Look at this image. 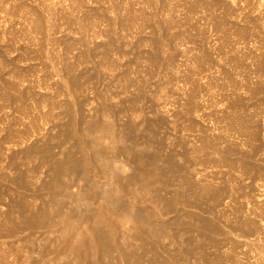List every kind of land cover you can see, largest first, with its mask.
I'll return each mask as SVG.
<instances>
[{
    "label": "rangeland",
    "instance_id": "obj_1",
    "mask_svg": "<svg viewBox=\"0 0 264 264\" xmlns=\"http://www.w3.org/2000/svg\"><path fill=\"white\" fill-rule=\"evenodd\" d=\"M187 96L193 98L191 106ZM104 103L109 106L105 115ZM66 107L78 133L87 132L100 114L120 141L113 143L112 127L94 131L100 146L88 142V132H82L86 146L65 141L59 132L67 122ZM188 108L192 116L186 115ZM201 136L212 147L202 149ZM47 145L51 162L43 151ZM123 147L137 154L142 149L145 158L158 153V168L168 162L183 166L171 185L154 183L150 194L159 189L160 199L143 196L140 185L125 186L134 195L126 191L123 196L128 207L154 209V224L165 229L155 239L167 249H160L155 263L130 230L131 214L120 208L115 215L104 211L117 241L127 238L137 247L142 264H264V0H0V264H74L58 244L55 227H11L20 220L15 209L9 218L12 195L23 193L30 200L35 192L46 193L40 187L50 172L43 165L69 154L87 165L111 159L130 174L133 164ZM20 170L25 180L18 184L13 178ZM93 171L90 181L112 189L120 201V185ZM77 181L71 191L80 188L85 203L86 183ZM188 182H196V191L216 187L219 204L210 191H203L204 202L196 204L192 195L191 201L173 200L171 191L183 194ZM198 218L211 225L199 227ZM188 246H195L193 259L177 260ZM112 262L102 257L103 264L121 263Z\"/></svg>",
    "mask_w": 264,
    "mask_h": 264
},
{
    "label": "bare ground",
    "instance_id": "obj_2",
    "mask_svg": "<svg viewBox=\"0 0 264 264\" xmlns=\"http://www.w3.org/2000/svg\"><path fill=\"white\" fill-rule=\"evenodd\" d=\"M141 15V14H140ZM160 26V25H159ZM143 31V30H142ZM122 32V31H121ZM143 41V40H142ZM109 42H111L109 40ZM108 43V42H107ZM115 44V43H114ZM118 44V43H117ZM109 46H110V43H109ZM108 46V47H109ZM109 51V50H108ZM146 53V52H145ZM106 58V57H105ZM153 60V59H152ZM151 60V61H152ZM71 73V72H70ZM73 77V76H72ZM71 78V77H70ZM18 79V78H17ZM76 81V80H75ZM193 83V82H192ZM75 84V83H74ZM195 84V83H193ZM198 84V83H197ZM14 86V85H12ZM70 86V85H69ZM193 86V85H192ZM67 87V86H66ZM198 87V86H197ZM201 88V87H200ZM68 89H71V86L68 88ZM194 89V87L192 88ZM192 89L190 91H192ZM189 91V92H190ZM194 91V90H193ZM141 92V91H140ZM196 92V91H195ZM16 93V92H14ZM22 92H19L17 94H20L21 95ZM189 94V93H188ZM23 95V93H22ZM141 95V94H140ZM195 95V94H193ZM11 96V95H10ZM14 96V95H13ZM192 96V95H191ZM17 97V96H16ZM22 97V96H20ZM188 97V96H187ZM190 97V95H189ZM188 97V98H189ZM12 97H9V99L12 101L11 99ZM19 98V96H18ZM154 99V98H153ZM190 99H193V98H189L187 99L188 101V104L189 106H191V100ZM16 100V99H14ZM19 100V99H18ZM21 100V99H20ZM69 100V99H68ZM156 100V99H154ZM158 100V99H157ZM41 101V100H40ZM187 101L185 103H187ZM13 102V101H12ZM37 102V101H36ZM194 102V101H193ZM38 103V102H37ZM196 103V102H195ZM195 103L192 104L194 105L195 107ZM41 104V103H40ZM106 103H104L103 108L102 110L104 111V115H105V110H106ZM68 105V104H67ZM71 105V104H69ZM75 105V104H74ZM186 105V104H185ZM54 106H56V103H52L51 104V108H54ZM197 106V105H196ZM21 107V106H20ZM19 107V108H20ZM68 107V106H67ZM66 107V108H67ZM70 107V106H69ZM72 107V106H71ZM109 107V106H108ZM107 107V108H108ZM65 108V109H66ZM78 108V107H77ZM187 107H185L186 109ZM193 108V107H192ZM192 108H188V113L190 116L191 113H192ZM196 108V107H195ZM193 108V109H195ZM234 108V107H233ZM71 109V108H70ZM69 108H67L64 112L65 116H67V122L65 123V125L63 126V128L61 129V133L59 132V134H61L63 137H64V140H68V139H72L73 140V146L75 147H83V146H86V143H87V138H89V141L88 142H92L94 144V146L96 147L97 145H99V143L97 142V140H99L100 142V139L98 138L97 139V135H98V132L97 134L94 133L95 130H101V129H110L111 128V131L109 130V132H111V138H112V141L113 143L116 145L119 141L117 140L116 138V135L113 134V126L110 125L109 127V124H105V122H101L99 120V115H95L96 117L95 118H91L92 120L89 122L88 124V129H87V132L89 133V135L87 134L86 130L84 131H81L80 133H78L79 131H77V126L73 123L74 120L73 118L71 117V111H70ZM74 109V108H73ZM111 109V108H110ZM23 110V109H21ZM101 110V111H102ZM109 110V108H108ZM107 110V111H108ZM20 111V110H19ZM27 110H24L22 111L21 113H24V114H27L26 112ZM49 111V110H48ZM73 111V110H72ZM79 112V111H78ZM99 112V111H98ZM185 112V111H184ZM194 112L196 113V110H194ZM107 113V112H106ZM63 114V113H62ZM102 114V113H101ZM188 115V116H189ZM198 115V114H197ZM46 116V115H45ZM102 116V115H101ZM83 119V118H82ZM102 119V118H101ZM192 119V117H191ZM193 122V120H191ZM144 120V119H143ZM110 121V120H109ZM145 122V121H144ZM149 122V120H148ZM110 123V122H108ZM196 123V122H194ZM194 123H191V126L192 124ZM78 124V123H77ZM148 124H151V123H148ZM79 125V124H78ZM87 125V124H86ZM147 124L145 123V126ZM190 125V124H189ZM196 125V124H195ZM148 126V125H147ZM197 126V125H196ZM131 127H133L132 124H129L128 123V127H127V130L130 129ZM152 127V126H150ZM200 127V126H199ZM155 128V127H154ZM147 129V128H146ZM150 129V128H149ZM102 130V131H103ZM153 129L149 130V131H152ZM106 131V130H105ZM133 131V130H132ZM148 131V129H147ZM82 132H86L85 134H87V138L85 136L84 133ZM96 132V131H95ZM101 133V131H99ZM104 132V131H103ZM108 132V131H107ZM115 132V131H114ZM126 132V131H125ZM84 134V138L82 139L81 135L80 134ZM105 133V132H104ZM129 133V132H128ZM106 134V133H105ZM100 135V134H99ZM99 137V136H98ZM128 137V136H127ZM210 140V139H209ZM209 140L205 137V136H201L200 138V146L201 148L202 147H206L208 145L211 146V144H209ZM64 142V141H63ZM122 142V141H121ZM212 141H210L211 143ZM91 143V145H92ZM213 143V142H212ZM60 144V143H59ZM135 144V143H134ZM114 145V146H115ZM89 146V145H87ZM100 146V145H99ZM215 146V145H213ZM134 147V146H133ZM212 147V146H211ZM216 147H217V144H216ZM84 149V148H83ZM126 154V160H128L130 163H132L133 165V171L129 174H124V169H123V165H116V164H113L112 162H110V160H106V161H102L100 162V165H87L86 164V160L84 158L85 161L83 160H79V159H76L74 158L72 155H66L64 159H54L53 161V165H43V166H47L48 167V171L50 172V176H49V179L47 182H43L42 186L40 187L43 191H47L46 193L42 194L43 192L39 193L38 194H35L34 195H31V199L27 200V197H25V195L23 193H19L17 194L16 196L13 194V199L11 200V209H10V213H9V218L11 215H13L11 212L12 210H16L20 215V220L19 222L16 224H10L11 227L14 229L15 227H17L18 229H20V227L23 229V228H37V227H47L49 228H52V227H55V229H57V231L59 232L58 236H57V239H55V241L57 240L58 244L59 245H62L64 248H66V257L68 255V258L66 259H70V260H73L74 261V264H82V263H87V264H103L102 263V257H105L106 259L108 258V261H111L112 262V259L113 260H118L120 261L121 263L123 264H140L143 259V255L141 256L140 253L138 254L137 251H135V249L137 248L136 245H135V249H134V245L129 243L126 238L125 241L123 242H119L117 241L116 239V233L114 232L115 230H112L111 229V226H110V220H107L108 218L105 217L106 214H104L105 212L104 211H107L109 212L110 214H114L115 215V212L118 211L117 209L120 208L124 211H126V213H130L132 218H133V228L130 229V230H134L133 232V235H135L134 237L135 238H138L139 239V243L140 245L143 247V248H146L148 249L149 251L148 252H151L152 254H150L151 256V260H153V262L155 263L154 260H159L161 257V255L159 254V251H161L160 249H164L163 251H165L167 248H166V243L165 244H161V243H158L155 239L156 236L164 233V230L163 228H158L157 225H158V222L157 224H154L156 222H153V219L152 217L154 216V213H155V210L151 209V208H147L145 207V209H133L135 207H132V208H129L126 203V201L123 199V196L127 193L126 191H129V190H126L125 186L127 185H130L132 186V188L134 187L133 185H140L143 189L142 191V195L143 196H146L147 194H150V192L152 191L151 188L152 186L155 184H157V182H159L162 186L164 187H167L169 185H171V181H175L176 179L174 178V180L172 179L173 177V174H175L174 172L176 171L177 173V170H182L183 169V166H178V165H174V163H170L168 162L169 165H167V167L165 166V168L161 167V168H158L157 165L155 164L156 160H157V157L158 156L156 154H150L147 155V158H145V154H144V151L141 149L140 153L137 154L135 153V151L132 149H130L129 147H123L121 148ZM148 149V148H147ZM203 149V148H202ZM114 150V149H113ZM40 151V150H39ZM43 151L46 152V158L48 160V162H51L52 161V157L54 158V156L52 155L51 153V149H50V146L47 145L45 148H43ZM102 151V150H101ZM215 151V150H214ZM44 152V153H45ZM43 153V152H42ZM147 153V152H145ZM40 154V153H39ZM216 154V153H215ZM43 156V155H42ZM114 156V155H113ZM171 156V155H170ZM159 157V156H158ZM42 158V157H41ZM173 158V156L171 157ZM45 159V158H44ZM170 159V158H169ZM187 159V157L185 158ZM50 160V161H49ZM171 160V159H170ZM43 161V159H42ZM46 161V160H45ZM43 161V162H45ZM173 161V160H172ZM188 161V160H187ZM175 162V160H174ZM51 164V163H50ZM97 164V163H95ZM99 164V163H98ZM170 164H173V165H170ZM13 166H16V165H13ZM39 166V165H38ZM42 166V165H41ZM92 166V167H91ZM186 166V165H185ZM198 166V165H197ZM93 168L94 170H98L99 172H101L104 177L106 178H112L117 184L120 185V188H121V200L120 201H116L115 198L116 197H113L112 196V193H111V190L112 189H107L103 186L102 187H99L98 185L99 184H96L95 180H92L90 181L91 179V176L94 175V171H93ZM175 168H178V169H175ZM16 169V168H15ZM187 169V167L185 168V170ZM184 170V171H185ZM21 171V170H20ZM18 172L15 174L14 176V181L15 183H22L24 180H25V176H24V173L21 171V172ZM35 172L36 171V168L34 169ZM183 171V170H182ZM191 171V170H190ZM180 171H178L179 173ZM188 172V171H187ZM10 173V172H9ZM97 173V172H95ZM12 179V180H13ZM183 179V178H181ZM185 179V177H184ZM187 179V178H186ZM185 179V180H186ZM39 180V179H38ZM84 181L86 184H84V187L85 189H87V192H85V196H87V199L88 201H85V203H81V199L83 201V193L81 194V191H79V186H78V190L77 191H74L72 190L71 191V187L75 184L76 181ZM188 180V179H187ZM77 181V182H78ZM95 181V182H94ZM110 181V180H109ZM182 181V180H181ZM184 181V180H183ZM190 181V180H189ZM26 182V181H25ZM24 182V183H25ZM11 183V182H9ZM14 183V182H13ZM24 183L22 184L23 187H24ZM28 182H26L27 184ZM106 183V182H104ZM108 183V181H107ZM106 183V184H107ZM183 183V182H182ZM185 183V181H184ZM183 183V184H184ZM203 183V182H202ZM12 184V183H11ZM77 184V183H76ZM104 184V185H106ZM112 184V183H111ZM21 185V186H22ZM78 185V184H77ZM80 185V184H79ZM103 185V184H102ZM196 185V182H188V184H186V188L184 189V193L183 194H180V192H177V191H171V197L173 200H176L175 197H179V202L181 201L180 200V197H182L183 199H185L186 201H191L192 199L190 198V195H192L194 198V203L195 202H200V201H203L204 202V195H205V192L207 191H210L212 192L209 193L213 196V203L214 204H217L220 199L218 200L217 197L215 196L216 194L214 193L215 190L214 188L216 187H212L211 185L207 187H203V188H198L199 190H201L204 194H202L200 191H196V189L194 188V186ZM27 186V185H26ZM185 186V184H184ZM193 186V187H192ZM202 186V185H201ZM205 186V185H204ZM16 187V186H15ZM197 187V185H196ZM200 187V186H199ZM18 188V187H17ZM21 188V187H20ZM28 188V186H27ZM119 188V190H120ZM73 189V188H72ZM83 189V191L85 190ZM135 189V188H134ZM164 189V188H163ZM194 189V190H193ZM218 189V188H217ZM12 190V189H11ZM16 190V189H15ZM14 190V191H15ZM19 190V189H17ZM22 190V189H21ZM24 190V189H23ZM81 190V189H80ZM133 190V189H132ZM131 190V191H132ZM157 189L154 190V193L153 194H150V195H153L154 197H156V199H160V194L159 192L160 191H156ZM165 190V189H164ZM167 190V189H166ZM219 190V189H218ZM224 190V189H223ZM27 191V190H25ZM129 191V194L130 192ZM139 190V192H141ZM9 192V191H8ZM13 192V191H12ZM114 192V191H113ZM197 192L199 194H197ZM7 193V192H6ZM16 193V192H15ZM136 193V191H135ZM114 194V193H113ZM118 194V193H117ZM132 196L133 193L131 192ZM138 194V193H137ZM208 195V193H206ZM215 194V195H214ZM140 196V194H138ZM141 195V196H142ZM210 195V196H211ZM15 196V197H14ZM117 196V195H116ZM120 196V194H118V197ZM138 196V197H139ZM191 196V197H192ZM82 197V198H81ZM135 197H137L135 195ZM170 197V198H171ZM216 197V198H215ZM37 198H40L38 199L40 201V203L38 205H35V201H38L36 200ZM86 198V197H85ZM84 198V199H85ZM99 198L101 199L100 201L102 202H99L100 203L99 205L97 204H94L93 202H95L97 199L99 200ZM162 198V197H161ZM169 198V199H170ZM219 198V196H218ZM117 199V198H116ZM135 199V198H134ZM140 199V198H139ZM138 199V200H139ZM154 199V198H153ZM168 199V198H167ZM168 199V200H169ZM191 199V200H189ZM167 200V201H168ZM172 200V201H173ZM157 201V200H156ZM178 201V200H177ZM84 202V201H83ZM97 202V201H96ZM155 202V201H154ZM171 202V200H169V203ZM175 202V201H173ZM202 202V204H203ZM72 203V204H71ZM93 203V204H92ZM168 203V202H167ZM176 203V202H175ZM181 203V202H180ZM178 203V204H180ZM190 203V202H189ZM74 204V205H73ZM136 204V203H135ZM196 204V203H195ZM219 204V203H218ZM95 205V206H93ZM166 205V204H165ZM168 205V204H167ZM171 205H174L173 203ZM92 206V207H91ZM132 206V205H131ZM170 206V205H169ZM168 206V207H169ZM175 206H177L176 204L174 205L173 208H175ZM179 206V205H178ZM212 206V209H213V205ZM215 206V205H214ZM95 207V209L93 208ZM172 207V206H171ZM208 207V206H207ZM210 207V206H209ZM93 208V209H92ZM167 208V207H166ZM133 209V210H132ZM171 209V208H170ZM210 209V208H208ZM207 209V210H208ZM211 209V210H212ZM165 210V209H164ZM163 210V211H164ZM169 210V209H168ZM122 212V211H121ZM117 213V212H116ZM125 213V212H123ZM122 213V214H123ZM185 215H186V212H184ZM11 214V215H10ZM121 214V213H120ZM121 214V215H122ZM159 214V213H158ZM126 215V214H125ZM129 216V214H128ZM9 218H8V221H9ZM107 218V219H106ZM129 218V217H128ZM156 218V217H155ZM121 219V218H120ZM199 219V218H198ZM12 220V219H11ZM128 220V219H127ZM209 220V219H208ZM15 221V220H13ZM17 221V220H16ZM110 221V222H109ZM131 221V220H129ZM144 221V223H143ZM12 222V221H11ZM81 222H86L84 228H81L82 225L80 226ZM169 222V221H167ZM198 226L203 228L205 227L206 225L210 226L209 223L210 221H207L206 219L204 220V218H200L198 220ZM5 223V222H4ZM8 223V222H6ZM10 223V222H9ZM8 223V224H9ZM112 223V222H111ZM143 223L145 226H146V229L147 230H144V226H142ZM160 223V222H159ZM163 223V222H162ZM162 223L160 225H162ZM166 221H164L163 224H165ZM170 223V222H169ZM186 223V222H185ZM184 223V224H185ZM1 225H3L2 223H0ZM83 224V223H82ZM190 225V223H188ZM122 225V224H121ZM156 225V226H155ZM167 225V224H166ZM126 226V225H125ZM197 226V228H198ZM207 226V227H208ZM7 227V226H6ZM119 227V226H118ZM163 227V226H162ZM185 227H187L185 225ZM191 227V225H190ZM216 226H214L215 228ZM9 227H7L8 229ZM113 228V227H112ZM144 228V229H143ZM33 229V230H34ZM54 229V230H55ZM200 229V228H199ZM204 229V228H203ZM202 229V231H203ZM216 229V228H215ZM10 230V229H9ZM12 230V229H11ZM16 230V228H15ZM32 230V229H31ZM33 232V231H32ZM131 232V231H130ZM132 232L130 234H132ZM128 233V232H127ZM133 235H131V237H133ZM163 236V234H162ZM31 237V236H30ZM133 237V238H134ZM33 238V237H32ZM125 238V237H124ZM4 239V238H3ZM29 239V237H28ZM129 239V238H128ZM30 240V239H29ZM134 240V239H133ZM51 241V240H50ZM132 241V240H131ZM130 241V242H131ZM32 242V240L30 241ZM133 242V241H132ZM165 242V241H164ZM135 243V242H134ZM188 245V244H187ZM192 245V244H190ZM203 246V243L201 244ZM129 247V249H127ZM189 247V246H188ZM193 247V246H192ZM192 247L186 249L185 251L183 250H179V252L176 254L178 258L177 260H179V258L181 259H185V261H187L188 259H193V255H192ZM195 247V246H194ZM193 247V248H194ZM201 247V246H200ZM63 248V249H64ZM140 250H141V247H139ZM185 248V247H184ZM197 248V247H196ZM202 248V247H201ZM198 250V248H197ZM201 250V249H200ZM144 251V249H143ZM146 251V250H145ZM144 251V252H145ZM144 252H142L144 254ZM147 252V253H148ZM202 252V251H201ZM200 252V253H201ZM113 253H116V256L115 257L113 255ZM146 253V252H145ZM195 253V251H194ZM193 253V254H194ZM198 253V252H196ZM198 253V254H200ZM60 254V252H59ZM205 254V253H204ZM201 255V254H200ZM61 256L58 255V257ZM149 256V257H150ZM163 256V254H162ZM198 255H196V258L194 256L195 259H198L197 257ZM204 256V255H203ZM201 256V257H203ZM146 257V255H145ZM168 257V256H167ZM172 257V256H171ZM200 257V259H201ZM61 260L63 258L59 257ZM206 258V257H205ZM58 259V258H56ZM171 258H163V260H167L169 261ZM144 260V259H143ZM147 260V259H146ZM206 260V259H205ZM20 261V260H19ZM149 261V260H148ZM171 261V260H170ZM169 261V262H170ZM69 262V260H68ZM145 262V261H143ZM142 262V263H143ZM152 262V261H150ZM166 262V261H165ZM168 262V263H169ZM173 262V260L171 261ZM71 263V262H70ZM113 263V262H112ZM120 263V264H121ZM141 263V264H142ZM168 263H165V264H168ZM151 264V263H150ZM164 264V263H163Z\"/></svg>",
    "mask_w": 264,
    "mask_h": 264
}]
</instances>
